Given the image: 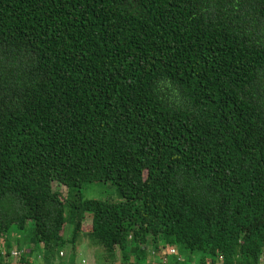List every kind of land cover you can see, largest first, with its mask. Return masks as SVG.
<instances>
[{
    "label": "trees",
    "instance_id": "obj_1",
    "mask_svg": "<svg viewBox=\"0 0 264 264\" xmlns=\"http://www.w3.org/2000/svg\"><path fill=\"white\" fill-rule=\"evenodd\" d=\"M29 222L48 260L264 264V0H0V239Z\"/></svg>",
    "mask_w": 264,
    "mask_h": 264
},
{
    "label": "rangeland",
    "instance_id": "obj_2",
    "mask_svg": "<svg viewBox=\"0 0 264 264\" xmlns=\"http://www.w3.org/2000/svg\"><path fill=\"white\" fill-rule=\"evenodd\" d=\"M54 190H60V187L57 185V183L54 184ZM76 191L77 190H73L74 195L77 194ZM80 191L83 200H111L115 202H119L121 200V196L117 187L114 186L111 182L86 184ZM65 192L69 193L68 190H65ZM87 219V221H89L90 216L87 217ZM89 225L90 223H85L86 230H89V227H87ZM8 236L10 237L12 243L18 245L20 249L25 250V254L22 257L25 256V259L29 261L30 264H70L73 263V261L78 264L106 263L105 257L102 255V250L97 247H91L90 245H88L89 241L87 239H83L81 243L83 247L79 246L76 252L68 251L65 257L55 256L54 258L48 260V258H46V252L43 246L33 245L32 243V238L34 236L33 222H29V224L27 225V229L22 232L19 231L16 227H13ZM1 241L3 246L7 245V241L5 238H3ZM6 248L8 249V246H6ZM12 249H9V251H11ZM193 256V263L185 259L183 264H199V255L195 254ZM150 259V262H148L147 264H177V255L171 254L169 249H161L159 253H157L156 255H152ZM19 260L20 259L17 258H1L0 262L8 264L19 262ZM262 260L264 261V258H262Z\"/></svg>",
    "mask_w": 264,
    "mask_h": 264
},
{
    "label": "built area",
    "instance_id": "obj_3",
    "mask_svg": "<svg viewBox=\"0 0 264 264\" xmlns=\"http://www.w3.org/2000/svg\"><path fill=\"white\" fill-rule=\"evenodd\" d=\"M2 239H0V259L1 258H7V259H12V258H17V259H21L22 256L25 254V250L24 249H20V248H15L11 251H9L6 246L2 245ZM171 254L175 255L176 254V250L172 249L171 250ZM63 256V254H61ZM153 255H155V252H153Z\"/></svg>",
    "mask_w": 264,
    "mask_h": 264
},
{
    "label": "water",
    "instance_id": "obj_4",
    "mask_svg": "<svg viewBox=\"0 0 264 264\" xmlns=\"http://www.w3.org/2000/svg\"><path fill=\"white\" fill-rule=\"evenodd\" d=\"M7 264V263H6ZM8 264H28V263H21V262H14V263H8ZM115 264H124L120 261L116 262ZM153 264H161V263H153Z\"/></svg>",
    "mask_w": 264,
    "mask_h": 264
},
{
    "label": "crops",
    "instance_id": "obj_5",
    "mask_svg": "<svg viewBox=\"0 0 264 264\" xmlns=\"http://www.w3.org/2000/svg\"><path fill=\"white\" fill-rule=\"evenodd\" d=\"M11 243H12V242H11ZM12 246L14 247V248L12 247L13 249H15V248L18 247V245H16L15 243H12ZM18 248H19V247H18ZM9 249H11V248H8V250H9ZM13 249H12V250H13Z\"/></svg>",
    "mask_w": 264,
    "mask_h": 264
}]
</instances>
